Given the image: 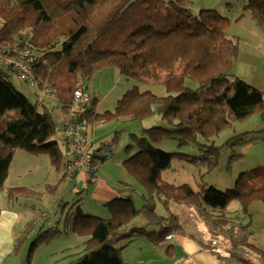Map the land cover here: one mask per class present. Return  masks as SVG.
Returning a JSON list of instances; mask_svg holds the SVG:
<instances>
[{"label":"trees","instance_id":"obj_1","mask_svg":"<svg viewBox=\"0 0 264 264\" xmlns=\"http://www.w3.org/2000/svg\"><path fill=\"white\" fill-rule=\"evenodd\" d=\"M242 1L246 5L240 17L249 15L264 29V0ZM190 2L0 0V44L6 48L5 55L23 60L36 80L52 86L54 99L63 104L62 112L71 108L79 83L87 91V79L104 68L116 66L127 80L163 83L169 95L159 97L133 88L119 101L116 112L100 115L90 109L82 116L98 124L118 117L145 119L159 113L173 126L170 130L147 129L141 138L131 135L137 139V145L134 141L129 146L130 157L123 165L128 176L147 192L141 194V208L131 199L117 198L107 203L113 213L107 220L84 215L80 207L73 213L69 211L62 231L40 232L23 264H31L32 252L39 243L70 233L87 239L80 252L66 255V264H126L116 245L119 237L147 235L156 244L167 240L182 229L180 216L173 211L176 205L193 206L215 234L228 238L231 260L250 251L259 255L264 264V250L251 243L252 223L229 214L234 200L241 203L244 213H249L255 201L264 202V167L241 174L235 188L227 191H195L187 185L174 186L161 180V172L172 165L174 158L186 155L159 150L155 143L160 139H172L182 133L184 141L195 142L198 136L207 139L218 135L233 122L254 113L264 119V92L228 73L240 51V40L227 36L229 19L215 10L194 15L187 8ZM11 75L19 80L11 68L0 65V193L6 189L17 150L48 154L53 166L61 161L62 153L58 143L52 141L57 125L51 106L46 101L31 102L11 83ZM189 83L195 88L189 87ZM153 131H158L159 136ZM242 141L243 138L234 136L227 143L234 146ZM107 147L111 148L112 142L102 144L100 151ZM220 148L209 146L206 154L200 156L207 160L210 169L218 164ZM134 149L137 151L131 155ZM99 153L94 150V154ZM111 153L112 149L109 156ZM107 160L104 158L103 162ZM8 195L16 200L20 196L34 197L37 192L19 187L10 188ZM159 205L165 207L166 216L158 214ZM1 212L0 206V215ZM140 214L146 216L149 225L160 226L159 235L148 232L146 227L123 232ZM27 236L25 232L16 240L18 244L15 241L16 257L21 255L19 245L24 244Z\"/></svg>","mask_w":264,"mask_h":264},{"label":"rangeland","instance_id":"obj_2","mask_svg":"<svg viewBox=\"0 0 264 264\" xmlns=\"http://www.w3.org/2000/svg\"><path fill=\"white\" fill-rule=\"evenodd\" d=\"M245 5L246 1L242 0H191L187 8L194 15L199 14L202 10H215L229 19L230 25L226 30L227 36L240 40V51L228 73H230L231 78H239L264 92V29L259 27L249 15L240 17L245 13ZM10 81L31 102L37 101L36 90L29 83L19 81L13 75H11ZM85 85L97 104V108L94 109L95 113L100 115L106 114V112H116L119 101L133 88H137L142 93L150 91L159 97L169 95L167 87L163 83L127 80L120 74L116 66L99 71L87 79ZM188 86L195 88L192 83H189ZM46 103L51 106L53 118L57 125V133L52 141L58 143L62 152L64 150L61 118L63 104L54 98ZM90 124L94 123L90 122ZM157 127L170 130L173 126L169 125L159 113H154L145 119L132 121L127 117H118L106 122L95 123L89 126V135L90 141L91 138L94 141L95 150L104 141L112 142L110 158L115 162L122 163L130 157L131 149L129 146L137 141L131 135L141 138L145 130ZM93 130H95L94 133ZM153 132L159 136L158 131ZM234 136L243 138L242 143L234 146L228 145L227 142ZM183 137L182 133H178L172 139H160L155 143L156 148L166 153L186 155L182 159L174 158L172 165L161 172V180L164 183L174 186L187 185L195 191H203L208 188L227 191L235 188L241 174L264 167V119L259 113H254L244 120L235 121L218 135L207 139L198 136L195 142H186ZM212 145L221 147L218 164L214 169L209 168L206 164L207 160L204 161L200 158L201 155L206 154L205 151ZM136 151L134 149L131 155L135 154ZM15 155L16 159L11 165L12 173L9 182L6 184L4 192L0 193V205L14 207L18 212L25 213L20 225L21 232L16 238V240L21 238L25 232L28 235L24 244L22 245L21 242L19 245L21 255L17 260L20 263H24L31 254V244L40 232L47 234L52 230H63L69 211L73 213L80 207L84 215L106 220L112 217L111 207L107 203L99 204L93 199L89 189H83L76 181L68 182L61 161L53 166L48 154L34 155L23 150H17L14 157ZM127 178L131 188L121 192V199H131L139 209L144 201L141 194L147 192L144 187L139 185L140 183L129 176ZM13 186L32 189L37 192V195L34 197L20 196L18 199L12 200L8 193ZM180 207L182 206H174L173 211L181 217L185 215L186 209L183 210V207ZM164 208L163 205H159L158 214L166 216ZM197 214L200 218L197 219L200 223L197 227H201L199 232L207 238L215 239L211 242L215 245L216 250L224 249L220 245L221 243L226 245V241L229 239L215 234L210 229L212 234L209 235V232L203 229L208 226L203 223L205 221L199 212ZM229 214L231 217L238 216L243 221L252 223L254 233L251 243L264 250V202L255 201L252 203L249 213H244L241 203L234 200L229 206ZM145 217L143 214L138 215L128 226L124 227L123 232L129 231L128 233H130L132 227H146L148 232H155V235H159L160 226L157 224L149 225ZM188 230H192V228H188ZM86 239V237L70 233L56 236L48 242L39 243L32 252L31 264H66L68 263L64 260L66 255L80 252L81 245ZM220 240L221 243H219ZM116 245L121 249V257L126 264H162L165 257L171 261L175 259L172 251L168 252V255L162 251L172 249L170 242L161 239L156 244L147 235L131 238L119 237ZM250 255L255 254L250 253ZM257 262H261V258ZM227 264L250 263L245 259L235 258L230 262L227 261Z\"/></svg>","mask_w":264,"mask_h":264},{"label":"crops","instance_id":"obj_3","mask_svg":"<svg viewBox=\"0 0 264 264\" xmlns=\"http://www.w3.org/2000/svg\"><path fill=\"white\" fill-rule=\"evenodd\" d=\"M96 108L97 104L92 99V106L90 109L94 110ZM66 114L67 113L61 111L62 132ZM94 124H90V126ZM94 132L95 130H93V133ZM106 143L108 142H102L99 148H97L96 150L99 151L102 144ZM91 144L93 150H95L94 141L92 140V138ZM112 147H107L104 149V151L109 152ZM107 149L108 151H106ZM15 159L16 155L11 165L14 163ZM11 173L12 167H10L9 177ZM127 177L128 173L124 168L123 162H115L111 158H109L108 161L103 163V165L99 169V180L97 181V183L89 184V186L84 189H89L92 193L93 199L98 201L99 204L111 203L117 198H121V192L131 188ZM8 182L9 178L7 183ZM11 188L19 187L13 186ZM0 206L2 208V212L0 215V264H22L23 262L20 263L17 260V258H19L20 256L16 257L14 255V245L19 232H21L20 225L23 221L22 217L25 213L18 212L14 207H6L4 205ZM182 209L184 210V208ZM185 209L187 210H185V215H182L180 217L182 223L181 231L173 233V238L171 240H167L168 242H170L172 249L168 251L167 249L162 250L166 255H168V252L172 251L175 259L171 261L169 258L165 257L162 261V264H227V261L230 262V257L225 258L221 253L216 251L215 245L211 242L215 240L214 238H207L203 236L201 232H199L201 227H197L198 224H200L197 219L200 218L197 214L198 211L196 210V208L192 206ZM203 223L206 224L205 222ZM208 227H204L203 229L204 231L209 232L208 234L211 235V229L210 227ZM188 228H192V230H188ZM219 243H221V240ZM220 246L225 247V243H221ZM221 252H223V249H221ZM250 253V251L244 252L241 258L249 261L250 264H262V262H257L258 260H256L253 255H250Z\"/></svg>","mask_w":264,"mask_h":264},{"label":"built area","instance_id":"obj_4","mask_svg":"<svg viewBox=\"0 0 264 264\" xmlns=\"http://www.w3.org/2000/svg\"><path fill=\"white\" fill-rule=\"evenodd\" d=\"M6 48L0 45V65L11 68L19 81L29 82L36 90V99L38 101H45L54 96L53 87L41 83L33 76L30 66L21 59L10 58L6 55ZM26 55V53H23ZM92 105V98L85 90V87L79 83L73 93V106L70 109L69 115L64 121L63 140L64 152L62 155V162L65 166L66 173L70 180L76 176H84V185L88 182L95 183L98 180V169L100 167V160L95 158L91 142L89 140V125L85 118L80 115ZM101 156V154H100ZM172 235L168 239H172ZM225 258L231 256L230 240L226 241V245L221 252ZM254 258L259 260L260 256L255 254Z\"/></svg>","mask_w":264,"mask_h":264},{"label":"clouds","instance_id":"obj_5","mask_svg":"<svg viewBox=\"0 0 264 264\" xmlns=\"http://www.w3.org/2000/svg\"><path fill=\"white\" fill-rule=\"evenodd\" d=\"M89 93V92H88ZM54 98V96L52 97V98H50V99H53ZM50 99H47V100H50ZM37 100V99H36ZM47 100H45L46 102H47ZM72 106H73V101H72ZM72 106H71V108H72ZM92 106V105H91ZM70 108V109H71ZM91 108V107H90ZM90 108L89 109H86V110H90ZM70 109H68V111H67V114H66V117L69 115V113H70ZM85 110V111H86ZM83 113V112H82ZM82 113H81V117L82 118H84L83 116H82ZM66 117H65V119H66ZM86 120H87V122H88V125L90 126V122L88 121V119L87 118H85ZM65 121V120H64ZM63 129H64V123H63ZM89 133H90V130H89ZM62 137H63V132H62ZM89 140H90V136H89ZM63 142H64V140H63ZM91 142V141H90ZM63 145H64V143H63ZM91 147H92V144H91ZM63 152H64V150L62 151V153H61V162H62V155H63ZM92 152H93V154H94V150H93V148H92ZM98 152H100L99 153V155H97V154H94V156H95V158H97V159H99L100 160V167L103 165V159L104 158H110V156H109V154H108V152H105L104 150H99ZM100 154H101V156H100ZM108 161V160H107ZM62 164H63V162H62ZM63 166H64V164H63ZM100 167H99V169H100ZM64 168H65V166H64ZM99 169H98V172H97V174H98V180H99ZM65 171H66V169H65ZM66 176H67V178H68V182H73V181H76L78 184H80L81 185V187L84 189V188H86L87 186H89V184H93V183H91V182H88L86 185H84L83 183H84V176H82V175H79V176H76L73 180H70L69 179V177H68V175H67V173H66ZM97 180V181H98ZM95 183H97V182H95ZM94 183V184H95ZM170 236V235H169ZM172 236H174V235H172ZM173 238V237H172ZM167 240H169L168 239V237H167ZM171 240V239H170ZM230 245H231V241H230ZM231 249H232V245H231ZM231 252V251H230ZM231 257V256H230Z\"/></svg>","mask_w":264,"mask_h":264},{"label":"water","instance_id":"obj_6","mask_svg":"<svg viewBox=\"0 0 264 264\" xmlns=\"http://www.w3.org/2000/svg\"><path fill=\"white\" fill-rule=\"evenodd\" d=\"M106 151H108V149Z\"/></svg>","mask_w":264,"mask_h":264},{"label":"bare ground","instance_id":"obj_7","mask_svg":"<svg viewBox=\"0 0 264 264\" xmlns=\"http://www.w3.org/2000/svg\"><path fill=\"white\" fill-rule=\"evenodd\" d=\"M1 45V44H0Z\"/></svg>","mask_w":264,"mask_h":264}]
</instances>
